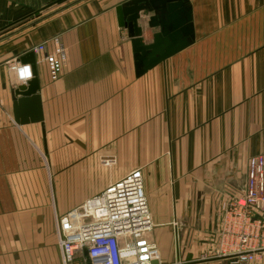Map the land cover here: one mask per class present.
Here are the masks:
<instances>
[{"label":"crops","instance_id":"obj_1","mask_svg":"<svg viewBox=\"0 0 264 264\" xmlns=\"http://www.w3.org/2000/svg\"><path fill=\"white\" fill-rule=\"evenodd\" d=\"M72 1L0 0V38ZM126 1L85 0L0 42V264H63L56 220L135 169L159 264H230L215 256L224 214L264 156V0H188L193 43L138 77ZM54 38L67 57L51 81L33 48ZM29 52L42 121L19 125L12 90L28 80L12 69L32 74Z\"/></svg>","mask_w":264,"mask_h":264},{"label":"built area","instance_id":"obj_2","mask_svg":"<svg viewBox=\"0 0 264 264\" xmlns=\"http://www.w3.org/2000/svg\"><path fill=\"white\" fill-rule=\"evenodd\" d=\"M47 43L35 46L33 53L55 81L67 52L56 38L46 52ZM12 71L20 82L32 78L29 66ZM101 164L110 166L114 161L101 159ZM153 228L142 172L135 169L57 219L56 237L63 264H76L84 252L90 264H153L159 262V252L146 238ZM218 243L215 256L230 264L251 263L264 252V156L249 158L244 195L227 208Z\"/></svg>","mask_w":264,"mask_h":264},{"label":"water","instance_id":"obj_3","mask_svg":"<svg viewBox=\"0 0 264 264\" xmlns=\"http://www.w3.org/2000/svg\"><path fill=\"white\" fill-rule=\"evenodd\" d=\"M85 0H74L14 32L0 38V42L33 27ZM117 25L126 30L133 52L136 76H141L164 62L177 52L190 46L194 40L191 7L188 0H129L115 7ZM146 18L147 28L157 30L151 42L142 38V28L138 21ZM22 63L32 66V78L23 86L12 90L14 120L19 125L42 121L41 104L38 96L39 85L34 66V54L29 52L20 57ZM86 257V253L84 252ZM86 264H90L86 260ZM153 264H159L154 262Z\"/></svg>","mask_w":264,"mask_h":264},{"label":"trees","instance_id":"obj_4","mask_svg":"<svg viewBox=\"0 0 264 264\" xmlns=\"http://www.w3.org/2000/svg\"><path fill=\"white\" fill-rule=\"evenodd\" d=\"M61 1H63V0H61Z\"/></svg>","mask_w":264,"mask_h":264}]
</instances>
